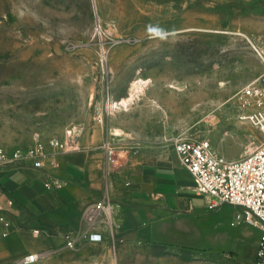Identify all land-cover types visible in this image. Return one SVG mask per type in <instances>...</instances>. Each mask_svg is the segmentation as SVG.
<instances>
[{"label":"rangeland","instance_id":"1","mask_svg":"<svg viewBox=\"0 0 264 264\" xmlns=\"http://www.w3.org/2000/svg\"><path fill=\"white\" fill-rule=\"evenodd\" d=\"M251 41L264 44V0H0V146L27 150L39 138L80 145L101 128L116 164L128 153L175 151L176 138L210 139L237 159L264 141L237 101L264 71ZM231 214L219 210L224 226ZM13 234L0 264H27L33 252L43 257L30 264L253 260L249 236L240 257L119 241L55 253L41 234Z\"/></svg>","mask_w":264,"mask_h":264},{"label":"crops","instance_id":"2","mask_svg":"<svg viewBox=\"0 0 264 264\" xmlns=\"http://www.w3.org/2000/svg\"><path fill=\"white\" fill-rule=\"evenodd\" d=\"M107 137L103 129L97 128L91 137L80 141L77 150L51 149L52 156L44 160L42 168L32 161L4 167L0 205L15 224L12 233L21 227L38 229L46 240L45 247L55 253H71L78 248L84 252L89 247L119 241L124 245L210 248L240 257H246L243 247L249 236L253 263L261 229L237 219L240 207L224 204L210 209L211 197L197 191L193 177L175 151L155 156L128 153L116 164L103 145ZM53 178L60 179L63 186L48 188L46 182ZM105 195L114 204L112 222L104 219L92 230L102 232L106 240L82 239L77 249L67 247L69 237L91 230L84 210ZM222 208L236 212L228 217L226 226L219 217ZM12 233L0 239V258L10 255V243L15 238Z\"/></svg>","mask_w":264,"mask_h":264},{"label":"built area","instance_id":"3","mask_svg":"<svg viewBox=\"0 0 264 264\" xmlns=\"http://www.w3.org/2000/svg\"><path fill=\"white\" fill-rule=\"evenodd\" d=\"M251 44L264 64V44L252 41ZM237 101L241 109L240 117L250 121L264 133V71L237 93ZM171 144L183 166L193 177L197 191L211 197L210 209H217L224 204L240 207L241 212L237 214V219L260 227L261 237L252 264H264V141L237 159L227 158L207 138L196 140L176 138ZM47 146L59 152L79 149V145L58 138L50 139L47 144L39 138L35 145L27 150L9 151L0 146V199L3 192L1 177L4 167L32 161L35 167L42 168L44 160L52 156V151H48ZM105 147L111 156L115 151L111 142L107 141ZM63 184L58 178L46 182L48 188L62 187ZM113 209L114 204L106 195L94 205L87 207L84 210V218L91 230L77 237H69L66 246L77 248L78 242L82 239L90 242L105 241L106 237L102 232L92 229L104 219L107 223L112 222ZM14 227L10 214L0 205V239L7 238ZM34 233L38 235L39 230L35 229ZM42 257L41 252H33L26 255L23 261L27 264L35 263Z\"/></svg>","mask_w":264,"mask_h":264}]
</instances>
